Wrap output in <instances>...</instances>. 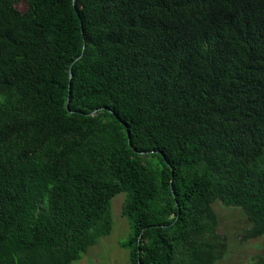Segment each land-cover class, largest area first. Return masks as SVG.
Returning a JSON list of instances; mask_svg holds the SVG:
<instances>
[{
  "label": "trees",
  "instance_id": "1",
  "mask_svg": "<svg viewBox=\"0 0 264 264\" xmlns=\"http://www.w3.org/2000/svg\"><path fill=\"white\" fill-rule=\"evenodd\" d=\"M119 193L129 264L222 260L216 200L264 235V0H0V264H73Z\"/></svg>",
  "mask_w": 264,
  "mask_h": 264
},
{
  "label": "rangeland",
  "instance_id": "2",
  "mask_svg": "<svg viewBox=\"0 0 264 264\" xmlns=\"http://www.w3.org/2000/svg\"><path fill=\"white\" fill-rule=\"evenodd\" d=\"M16 8L22 11L25 5L18 3ZM124 197V193H119L111 199V233L100 237L73 264H129L128 251L120 246L130 235V226L121 213ZM211 206L217 217L216 231L227 239V252L216 264H250L255 256L264 257V235L245 242L240 241L241 232L249 227V222L240 209L224 207L218 200Z\"/></svg>",
  "mask_w": 264,
  "mask_h": 264
},
{
  "label": "water",
  "instance_id": "3",
  "mask_svg": "<svg viewBox=\"0 0 264 264\" xmlns=\"http://www.w3.org/2000/svg\"><path fill=\"white\" fill-rule=\"evenodd\" d=\"M75 0H72V2L74 3ZM69 76H71V74H69ZM69 92V90H68ZM67 103H68V99H67ZM67 103H66V108H67Z\"/></svg>",
  "mask_w": 264,
  "mask_h": 264
}]
</instances>
